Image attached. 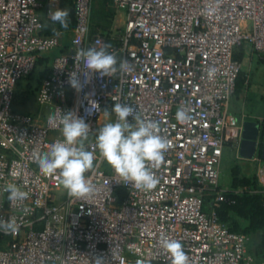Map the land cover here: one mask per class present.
Listing matches in <instances>:
<instances>
[{"label":"built area","instance_id":"1","mask_svg":"<svg viewBox=\"0 0 264 264\" xmlns=\"http://www.w3.org/2000/svg\"><path fill=\"white\" fill-rule=\"evenodd\" d=\"M93 1L73 0L74 27L46 34L43 17L50 19L61 0H0V190L16 183L29 193L13 205L0 191V218L20 225L14 234L0 231L10 237L0 264H95L97 257L104 264H171L162 234L179 240L193 264H254L250 237L232 230L217 206L227 200L219 187L223 149L239 153L242 140L244 115L229 111L242 70L236 49L247 42L264 61V0H112L115 17L124 14L121 32L93 29ZM65 32L68 46L38 89L39 104L51 109L39 122L14 109L16 87L40 53L61 47ZM105 45L131 69L111 78L89 73L77 92L69 75L78 73L83 83L86 69L76 51ZM115 103L158 121L170 142L150 192L120 181L96 147L99 128L116 120ZM182 105L192 116L186 123L176 120ZM69 111L91 128L85 145L96 154L88 175L97 190L89 199L69 197L59 173H41L34 159L64 139L60 117ZM254 160L264 173L261 156Z\"/></svg>","mask_w":264,"mask_h":264},{"label":"clouds","instance_id":"2","mask_svg":"<svg viewBox=\"0 0 264 264\" xmlns=\"http://www.w3.org/2000/svg\"><path fill=\"white\" fill-rule=\"evenodd\" d=\"M48 17L53 24L58 23L63 29H67L71 23L70 10L67 8L50 11ZM110 47L111 45H105L99 49L90 47L76 51L75 61H82L86 70L83 71V83L78 73L69 75L68 83L72 88L77 92L81 91L90 82L89 73H98L101 78H111L131 69L129 60L118 59L114 52L108 50ZM215 73L216 69L210 68L209 79ZM111 112L115 113L116 120L100 127L96 136L95 144L100 156L113 168L120 181L131 183L141 191H152L159 184L153 168L165 164L169 140L161 134L158 121L144 117L128 104L115 103ZM105 115H110L108 110ZM129 117L132 119L129 120ZM51 119L55 117H50ZM191 119L189 110L180 106L176 112V120L186 123ZM60 124L64 139L52 143L48 152L34 154L35 162L45 175L59 173L60 183L69 197L89 199L97 190L88 175L94 171L96 161V154L85 145L89 140L90 125L72 111L63 113ZM0 191L8 194L7 199L13 205L29 198V193L16 183H6ZM22 211L27 214L29 209L23 208ZM19 227L15 217L0 218V231L5 234H14ZM160 245L168 253L171 264H193L179 240L162 234ZM95 264H104L103 257H97Z\"/></svg>","mask_w":264,"mask_h":264},{"label":"rangeland","instance_id":"3","mask_svg":"<svg viewBox=\"0 0 264 264\" xmlns=\"http://www.w3.org/2000/svg\"><path fill=\"white\" fill-rule=\"evenodd\" d=\"M94 17L93 22L97 25H101L105 30L111 28H117V31H123L124 29V14L116 16V10L107 1L94 0L93 2ZM93 12V10H92ZM114 14V15H113ZM120 29V30H119ZM71 33L65 32L64 41L69 43ZM247 42L236 49V54L242 57V52L247 46ZM57 51V50H54ZM61 51L59 50L60 54ZM243 60V57L242 59ZM242 62V76L238 80V88L236 93L231 97L229 101V111L233 112L239 119L241 118L242 111L252 116L263 115L264 116V62H255L252 64H246ZM20 82V83H19ZM17 87V96L14 100V109L21 113H27L31 116L40 117L39 122H44L45 118L51 114L49 105H41L37 100L38 91L33 88H27L28 82L30 87H35V79L20 80ZM52 135V132H51ZM260 157V156H259ZM262 158V157H261ZM263 159V158H262ZM264 160V159H263ZM258 160L243 159L240 154L237 153L236 148L226 145L223 149V155L220 165V181L219 187L222 190H231L233 187V169L236 167L242 175L255 176L260 186L264 187V173H260V167ZM59 199L63 198V192H56ZM207 212L211 211L210 204L205 205ZM258 244L257 239L249 242V249L255 258L254 264L259 261H264V255H258L255 248Z\"/></svg>","mask_w":264,"mask_h":264},{"label":"trees","instance_id":"4","mask_svg":"<svg viewBox=\"0 0 264 264\" xmlns=\"http://www.w3.org/2000/svg\"><path fill=\"white\" fill-rule=\"evenodd\" d=\"M103 1H107L112 5V0ZM65 8L70 10L69 19L71 23L69 24V27L63 29L58 23L53 24L50 19L43 17L44 33L52 34L56 31H66L74 27L73 0H61L60 9ZM92 13H94V7ZM93 20L94 17H92L93 29L102 28L101 25L95 24ZM67 46L68 43L63 39L61 47L54 49L57 51L51 50L39 54L33 71L28 76L21 79V81L24 79H26V81L35 79L36 86L30 87V82H28L27 88H33V90L38 91L43 79L50 73L52 59L57 53H59V50L62 51V49ZM235 56L239 60L242 59V57L237 54H235ZM242 72L243 71L241 70L237 79L236 91L238 88V80L242 76ZM19 83L17 84V87ZM17 87L15 97L17 96ZM232 175L233 187L231 190L225 191L227 200L219 203L217 206V212L220 218L227 222L232 230L248 235L251 242L252 240L257 239L258 244L255 251L258 255L262 256L264 255V187L259 185L255 176L242 175L236 167L233 169ZM212 199L213 195L208 196L205 205L210 203ZM9 240V236L0 235V248H3ZM249 250L251 252V248Z\"/></svg>","mask_w":264,"mask_h":264},{"label":"water","instance_id":"5","mask_svg":"<svg viewBox=\"0 0 264 264\" xmlns=\"http://www.w3.org/2000/svg\"><path fill=\"white\" fill-rule=\"evenodd\" d=\"M239 154L243 159L253 160L256 155L264 159V124L244 120Z\"/></svg>","mask_w":264,"mask_h":264},{"label":"crops","instance_id":"6","mask_svg":"<svg viewBox=\"0 0 264 264\" xmlns=\"http://www.w3.org/2000/svg\"><path fill=\"white\" fill-rule=\"evenodd\" d=\"M242 53H243L242 54L243 60H241V61L246 62V64L248 63L250 65V64L258 62V61L259 62L263 61L261 59V57L253 50V48L251 47L250 44H247V46L245 47V49L243 50ZM231 113H233V112H231ZM242 115H244V120H254V121H259L260 123L264 124V116L263 115L262 116L261 115L252 116L250 113L247 114L244 111H242L241 117H242Z\"/></svg>","mask_w":264,"mask_h":264}]
</instances>
